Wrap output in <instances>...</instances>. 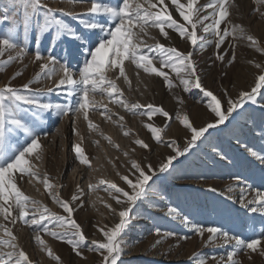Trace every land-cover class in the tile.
I'll return each instance as SVG.
<instances>
[{
  "label": "rangeland",
  "instance_id": "rangeland-1",
  "mask_svg": "<svg viewBox=\"0 0 264 264\" xmlns=\"http://www.w3.org/2000/svg\"><path fill=\"white\" fill-rule=\"evenodd\" d=\"M43 2L52 8L83 14L93 0H73V2L43 0ZM209 2L211 0H198L200 6ZM181 3L186 4L187 0H181ZM165 4L168 5V11L173 18L184 23L171 0H165ZM6 7L10 21L0 24V31L16 23L13 19L14 9L9 6V0H0V12ZM158 7L162 6L158 5ZM229 11L228 19L231 24L242 26L244 36L235 39L232 36L227 37L219 50L215 48L214 42L203 50L199 47L193 48L188 40L181 39L178 33L171 29H166L169 38H164L159 30L154 28H150L143 37L147 44L159 42L167 47H175L185 54L192 51V59L196 63L197 74L201 78L203 87L212 91L225 108L227 96L236 99L240 91L250 90L254 86L256 77L264 72V52L257 50V47L264 48V16L261 15V12H264V5H258L256 0H230ZM63 18L73 28L82 30L79 18L73 16ZM81 18L87 19V16ZM225 27L230 28V25L222 23L221 29ZM197 34L207 36V39L214 41V37L205 34L200 26L197 27ZM248 35L257 39L259 42L257 47L251 46V42L247 40ZM36 39L37 34L33 30L29 34L28 52L23 60L13 61L0 72V87L9 82L13 87H20L33 80L35 74L41 71L40 64L46 62L50 53L60 63H64L67 59L74 76L78 74L77 58H74L78 48L77 42L67 36L58 41L53 40L51 32L41 36L38 45ZM233 44L236 58L234 63L229 64L233 54ZM36 47H39L45 60H34ZM66 52L73 53V56H66ZM217 52L224 55V61L216 59ZM15 54V52L5 53L0 57V62L6 60L8 55ZM155 63L157 67L160 66L158 62ZM125 64L131 85L122 77L116 80L117 86L123 92L120 98L129 103L162 106L170 114L171 121L160 114L153 116L151 120L147 116L140 115L139 112L133 115L106 94L100 93L94 95L98 107L89 111V119L97 125L95 130L89 129L88 122L83 116L77 117L69 113L61 118L51 113H44L40 118L38 129L42 145L41 159L33 160L36 165L34 170L40 174V179L25 177L22 181H18V187L25 195L47 206L52 212L66 216L67 213L50 198L48 190L43 185V176L45 173L48 175L50 183L54 186L52 191L58 192L60 198L68 201L74 209L72 216L81 226L86 237L87 246L81 248L83 256L76 255L66 241L40 232L46 247L52 250L54 256L60 257L57 261L48 255L45 246L35 240L38 229L25 224L21 219H17L13 225L4 221L2 215H0V223L8 224L18 238L19 248L23 249L33 264H101L102 256L98 252L89 251L91 242L104 241L103 233L99 229L103 227L107 230L118 223V212L127 205L117 204L112 196L103 190L104 186L90 190L89 184H99L100 180L112 181L128 191V186L120 177L128 175L130 179H135L129 170L131 160H136L147 174L152 175L153 172L155 174L149 181L146 197L138 201L130 212V220L122 242L123 253L118 264H198V259L204 258H207L206 264H226V253L232 250L233 244H222L220 241L208 244L206 241L209 234L206 232L201 238L191 230V225L217 226L245 240L257 238L259 232L264 230V216L249 213L238 203V187L233 180V177L239 176L241 182L247 181L253 187L264 189V167L242 147L246 144L254 150H264V135H261L264 132V111L260 110L259 105L247 104L243 110L233 113L224 124L209 129L195 147L173 161L167 172H160L159 166L166 161V158L175 155L176 145L169 147L168 141L175 140L183 149L187 139H190V132L175 118L177 111L181 115L187 114L197 128L214 122L215 116L208 110L206 102H201L204 100L202 92L198 89L184 92L176 74L170 69L164 70L169 72L177 85L172 89L165 86L161 77L145 74L142 70L137 76L135 66L127 61ZM257 64L261 67L257 68ZM17 72L22 75H15ZM14 75L15 78L12 79ZM61 76L59 65H56V72L51 79L42 77L31 87L33 89L52 87L51 93H41V100L53 104L66 103L69 98L64 95L65 89L55 88ZM109 76L116 79L113 73H109ZM178 97L183 100L182 104L178 103ZM72 102L75 103L74 98ZM260 103H264V100ZM102 105H107L109 109L105 115H101ZM107 115H111L112 120L106 119ZM120 116L124 117L123 128L113 122ZM29 118L30 113L25 115L26 120ZM146 123H152L157 127L168 125L161 134V142L152 138L150 131L144 126ZM74 127L79 135L73 131ZM125 131H129L130 134L125 136L123 134ZM105 136L110 137L111 142L106 140ZM17 139L20 144L24 143L23 136ZM136 139L144 140L149 148L136 145L134 143ZM76 143L81 144L91 166L81 164L76 158L73 149ZM220 154L225 158L221 159ZM148 165H151L152 171H149ZM230 185L237 189L231 194L233 199H228L227 188ZM210 188L215 191H209ZM74 194L79 199L72 200ZM107 205H111L116 212L110 211ZM169 208L175 209L172 215L168 213ZM13 215H17L15 210ZM185 217L190 224L182 223ZM31 218L28 217L29 220ZM49 227L55 231H63L54 225ZM157 228L161 229L159 235L155 232ZM166 232H173L176 235L164 237ZM0 237L6 238L2 229H0ZM179 237H187V239ZM157 241L161 242L157 243ZM10 250L6 246L0 247V251ZM262 251H264V240L256 252L242 250L235 259L239 264H264ZM221 257L224 259L222 260Z\"/></svg>",
  "mask_w": 264,
  "mask_h": 264
},
{
  "label": "snow or ice",
  "instance_id": "snow-or-ice-1",
  "mask_svg": "<svg viewBox=\"0 0 264 264\" xmlns=\"http://www.w3.org/2000/svg\"><path fill=\"white\" fill-rule=\"evenodd\" d=\"M171 3L175 6V11L179 13L184 23L173 18L171 12L168 11L165 0H155V2L153 0H93L86 13L83 14L52 8L43 0H9V6L14 9L13 19L16 23L8 29L0 31V57L10 52L16 54L8 55L6 60L0 62V72L13 61L23 60L28 52V37L33 30L37 34V45L40 43L41 36L47 35L49 32L52 33L53 40L58 41L67 36L77 42L78 45L74 57L77 58L78 65V74L75 76L67 59L64 63H60L50 53L46 62L40 64L41 71L35 74L33 80H29L20 87H13L10 82L0 87V215L3 216L4 221L13 225L17 219H21L25 224L38 229L35 240L40 245L45 246L48 255L57 261L60 260V257L54 256L52 250L46 247L40 232L66 241L76 255L81 257L83 256L81 248L87 245L81 226L72 216L73 207L68 201L61 199L58 192L52 191L54 186L50 183L46 173L43 176V185L48 190L50 198L67 213L66 216L52 212L47 206L25 195L18 187V181H22L25 177L40 179V174L34 170L36 165L33 160L39 161L41 159L42 145L38 129L42 114L51 113L61 118L69 113L77 117L83 116L84 120L88 122L89 129L95 130L97 125L89 119V111L96 110L98 107L94 95L100 93L106 94L133 115L139 112L140 115L147 116L151 120L153 116L160 114L170 122L171 116L162 106L141 105L139 102L129 103L127 100L121 99L123 92L116 83V80L122 77L131 85V80L126 72L125 62L127 61L135 66L137 76L142 70L145 74L161 77L165 86L172 89L177 85L169 72L164 70L165 68L170 69L176 74L179 85L183 87L184 92H190L192 89H198L202 92L204 100L201 102H206V106L214 114L215 120L204 127L197 128L187 114L181 115L177 111L175 118L190 132V139H187L183 149L177 145L175 140L168 141L169 147L174 145L176 147L174 148L175 155L168 156L166 161L159 166L160 172H167L177 157L188 153L189 149L195 147L197 142L205 137V133L209 129L224 124L237 110H243L247 104H252L259 105L260 110L264 111V103H260L261 100H264V72L256 77L254 86L250 90L240 91L236 99L227 96L225 90L227 96L225 108L222 101L212 91L203 87L201 78L197 74L196 63L192 59V51L185 54L175 47H167L159 42L147 44L143 39L150 28L158 29L164 38H169L166 29H171L178 33L181 39L188 40L193 48L199 47L203 50L214 42L215 48L219 50L227 37L232 36L235 39L244 36L242 26L231 24L228 19L230 0H211L203 6L198 4V0H187L186 4L181 3V0H171ZM256 3L264 5V0H256ZM158 5L162 7H158ZM256 10L259 11V9ZM7 13V7L0 12V24L10 21ZM201 13L206 14L202 15ZM261 15L264 16V12H261ZM64 16L79 18L82 30L73 28L65 21ZM82 16H87V19L81 18ZM222 23L229 24L230 28L221 29ZM198 26L202 28L205 34L212 35L214 41L207 39V36H199L197 34ZM247 40L251 42V46H258L259 42L253 36L248 35ZM232 48L233 54L229 64L234 63L236 58L234 44ZM257 50L264 52V48L257 47ZM66 56H73V53L66 52ZM216 59L224 61L225 57L217 52ZM34 60H45L39 47L35 49ZM155 62H158L160 66L157 67ZM56 65H59L62 76L55 88L63 87L65 89L64 95L69 98L66 103L53 104L41 100V93H51L52 87L44 89L31 87L34 82H38L42 77L51 79L56 72ZM256 67L260 68L261 65L257 64ZM109 73L115 74L116 79H112ZM15 75H22V73L17 72ZM15 75L12 79L15 78ZM72 98L75 99V103L72 102ZM177 101L180 104L183 103L179 97ZM101 107H103L101 115L109 112L107 105ZM28 113H30V118L26 120L25 115ZM106 119L112 120V116L107 115ZM123 121L124 117L120 116L118 120L113 122L123 128ZM144 126L157 142H161V134L168 127L167 124L163 127H157L152 123H146ZM73 131L79 135L75 127ZM123 134L127 136L130 132L125 131ZM261 135H264V132ZM20 136L24 137L23 144H20L19 139H17ZM104 138L111 142L110 137L105 136ZM134 143L142 148H149V145L142 139H136ZM242 147L264 167V150L257 151L246 144ZM73 149L81 164L91 166L90 160L80 143L74 144ZM220 155L221 159L225 158L223 154ZM148 168L149 171H152L151 165H148ZM129 171L135 176L134 180L130 179L128 175L120 177L128 186V191L112 181L100 180L99 184H89L90 190L104 186L103 190L112 196L117 204L127 205L118 212V223L107 230L103 227L99 229L103 233L104 241L94 240L91 242L89 251L98 252L102 256L101 264H118L123 253L122 242L130 220V212L138 201H142L146 197L149 181L155 174L154 172L152 175L147 174L136 160H131ZM137 173L138 175H136ZM233 180L238 187L240 206L249 213L264 216V189L253 187L247 181L241 182L239 176L233 177ZM236 190L231 185L227 188L228 199H233L231 194ZM209 191H215V189L210 188ZM77 199L79 197L74 194L72 200ZM107 207L113 213L116 212V209H113L111 205H107ZM14 210L17 212L15 216L13 215ZM174 212L175 209H168L169 215ZM29 216L32 217L30 220L28 219ZM182 223L188 225L190 221L185 217ZM49 225H54L63 231H55ZM0 229L6 236V238L0 237V247L6 246L11 249L7 252L0 251V264H33L23 249L19 248L18 238L8 227V224L0 223ZM191 230L201 238L207 232L209 235L206 243L208 244H215L217 241L222 242V244L232 243V250L226 253V264H239L235 257L240 251L250 250L254 253L264 240V230L259 232L257 238L250 240L232 235L217 226L205 227L192 224ZM155 232L159 235L161 229L157 228ZM175 235L173 232L164 233V237ZM179 238L187 239V237ZM160 242L157 241V243ZM261 255H264V251L261 252ZM206 259H198V264H206ZM221 259L223 260L224 257Z\"/></svg>",
  "mask_w": 264,
  "mask_h": 264
}]
</instances>
